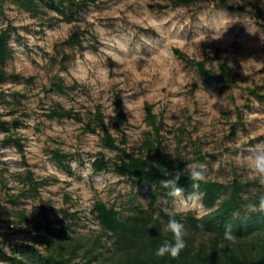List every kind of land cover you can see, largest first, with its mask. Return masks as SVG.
Masks as SVG:
<instances>
[{"label":"rangeland","instance_id":"1","mask_svg":"<svg viewBox=\"0 0 264 264\" xmlns=\"http://www.w3.org/2000/svg\"><path fill=\"white\" fill-rule=\"evenodd\" d=\"M171 1L97 0L67 19L51 9L35 16L5 4L0 29L10 30L13 50L6 70L22 78L0 84V243L6 251L29 244L48 254L63 245L77 249L79 258L90 251L102 262L112 256L113 241L100 228L94 206L113 207L122 220L133 208H148L151 187L111 171L93 173L92 163L100 155L118 160L102 145L103 129L86 131L97 108L118 143L126 134L128 151L134 153L149 130L145 106L154 105L164 120L166 153L174 167L195 159L199 148L213 156L204 180L255 182L264 195V185L250 178L246 159L264 142V104L241 90L264 85V0L231 1L244 12L221 10L213 3L176 7ZM75 34L79 41L72 39ZM175 50L216 70L218 61L227 62L237 75L235 87L221 90L179 60ZM57 79L67 92L48 94ZM117 94L127 114L120 131L113 122ZM57 106L81 115L82 121L48 119ZM236 108L243 115L240 122ZM2 123L8 124V134ZM181 128L192 142L187 137L179 147ZM8 136L19 140L22 152L7 143ZM56 151L69 156L66 167L53 159ZM157 208L184 216L191 212L196 218L210 213L199 197L186 208L175 197L159 199ZM43 212L55 228L60 220L72 224L64 239L38 228ZM64 213L75 214V220H65ZM190 238L197 244L206 237Z\"/></svg>","mask_w":264,"mask_h":264},{"label":"trees","instance_id":"2","mask_svg":"<svg viewBox=\"0 0 264 264\" xmlns=\"http://www.w3.org/2000/svg\"><path fill=\"white\" fill-rule=\"evenodd\" d=\"M97 0H0V13L5 14V4L10 2L31 15L37 16L44 9H51L66 19L72 13L82 10L96 3ZM232 0H172L176 7H191L199 3H213L218 9L244 12L242 8L234 9ZM257 2V0H256ZM158 11L164 7L155 8ZM73 40L79 41L75 34ZM11 32L8 29H0V84L9 80L20 81L19 75L9 74L6 70L8 61L13 57L10 46ZM175 55L185 65L195 68L200 77L209 82L220 85L221 90L235 87L237 75L227 62L218 61V70L208 67L205 61H196L180 50L174 51ZM68 88L62 80H56L47 90L48 94H65ZM249 98L260 104H264V85L246 87L241 89ZM114 127L120 131L122 123L127 121V114L123 111V97L117 94L113 100ZM154 105L145 106V123L149 130L144 134L141 145L130 153L127 147V136L122 133V141L118 139L106 127V118L100 108L96 109L93 119L86 126V131L95 134L97 129H103L102 145L105 149L118 154L117 161L107 159L100 155L92 163V171L99 175L113 172L127 179L132 184L151 187V201L147 209L133 208L127 220H122L119 213L113 207H107L104 203L94 206L93 214L99 223L103 233L110 237L112 242V256L98 262V256L87 251L82 258L77 255V249L68 251L60 245L48 254L42 253L35 246L21 244L16 248L6 251L0 243V264H264V213H248L245 208L248 203H258L263 187L257 183L243 181L235 178L229 182L204 180L200 182L198 189L199 198L203 206L210 213L202 218H196L191 212L187 215L180 213H165L159 211L157 203L159 199L173 200L169 190L161 186L160 180L165 179L162 171H174L176 168H184L185 164L173 166L166 153L164 120L154 112ZM238 122L242 120V112L236 108ZM48 119H68L81 122V115L72 110H66L57 106L50 110ZM18 123V122H17ZM7 123L1 124L4 133H9ZM238 124L232 127L231 136L238 134ZM177 137L178 146L185 143L187 137L192 142V136L186 128L179 129ZM8 144H13L19 151H23V145L13 136L6 138ZM53 159L65 166L69 160L67 154L52 152ZM195 159L187 164L204 163L212 161L213 156L203 155L199 148L194 150ZM66 167V166H65ZM236 175V174H235ZM30 186L36 188V182L30 176ZM190 178L181 177L178 186L184 189L186 194L193 191ZM258 188V193L251 195V190ZM246 197V199H245ZM234 213H238L235 216ZM170 215L181 221L188 235L185 237L186 248L176 259L170 256L163 258L155 256V251L164 242L172 240V234L166 231V225ZM65 220L74 221L76 215L64 213ZM60 228H55L49 220L46 212L42 213V220L38 228L44 230L47 236L56 240H62L67 235L72 224H66L64 220L56 222ZM72 223V222H71ZM226 224L232 225L235 243L224 240L223 232ZM191 236L206 237L199 243H195ZM102 254H100V257Z\"/></svg>","mask_w":264,"mask_h":264},{"label":"clouds","instance_id":"3","mask_svg":"<svg viewBox=\"0 0 264 264\" xmlns=\"http://www.w3.org/2000/svg\"><path fill=\"white\" fill-rule=\"evenodd\" d=\"M107 124V122H106ZM248 161L249 176L254 180H258L261 185H264V142L255 146L254 150L246 158ZM75 162H73L74 164ZM207 165L204 163L187 164L184 168H176L174 171L164 170L162 175L166 177L160 180L163 188L169 190V195L175 197L181 208H186L188 203L195 201L199 197L198 189L200 182L205 179V171ZM188 177L192 181L191 187L193 189L186 197L184 196V189L178 186L181 177ZM246 199V197H245ZM245 210L248 213H264V195L259 197L258 203H248ZM238 216V213H234ZM166 231L172 234V240H164V242L155 251V256L163 258L170 256L176 259L181 252L186 248L185 237L188 235L185 225L175 218V215H170L166 225ZM223 238L226 241L235 243L236 236L233 234L232 225L226 224L224 227Z\"/></svg>","mask_w":264,"mask_h":264}]
</instances>
